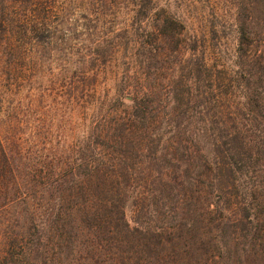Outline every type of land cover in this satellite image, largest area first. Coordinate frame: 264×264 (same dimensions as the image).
Masks as SVG:
<instances>
[{
    "label": "trees",
    "instance_id": "1",
    "mask_svg": "<svg viewBox=\"0 0 264 264\" xmlns=\"http://www.w3.org/2000/svg\"><path fill=\"white\" fill-rule=\"evenodd\" d=\"M225 1L232 48L222 0H0L71 110L42 153L0 130V264H264V0Z\"/></svg>",
    "mask_w": 264,
    "mask_h": 264
},
{
    "label": "rangeland",
    "instance_id": "2",
    "mask_svg": "<svg viewBox=\"0 0 264 264\" xmlns=\"http://www.w3.org/2000/svg\"><path fill=\"white\" fill-rule=\"evenodd\" d=\"M181 1L192 4L189 6L191 16L210 12L206 0ZM222 1L228 6L226 19L231 29L228 46L232 48L236 35V10L225 0ZM66 13L75 18L81 15L78 7ZM19 43L29 47L28 40ZM19 43L7 49L10 52L7 53L4 39L0 36V130L7 139H18L29 151L31 149L42 153L45 148L65 142V134L70 128L68 96L60 86L61 77L56 74L60 66V60L56 58L60 52L51 50L56 46H51V49L47 46L40 47L38 51H26L22 47L20 51L17 47ZM126 55V52L119 53V57L125 56L124 59ZM121 62L118 60L116 63ZM76 126L80 128L78 120ZM127 217L130 220L133 217L130 207L127 209Z\"/></svg>",
    "mask_w": 264,
    "mask_h": 264
}]
</instances>
